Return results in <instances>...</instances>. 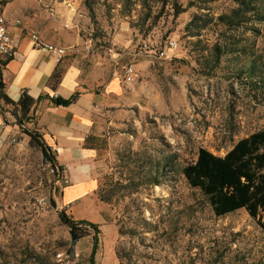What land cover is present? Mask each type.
<instances>
[{"label": "rangeland", "instance_id": "rangeland-1", "mask_svg": "<svg viewBox=\"0 0 264 264\" xmlns=\"http://www.w3.org/2000/svg\"><path fill=\"white\" fill-rule=\"evenodd\" d=\"M176 1L185 8L178 15L156 0H88L91 19L84 0H40L46 15L67 18L85 69L102 70L104 80L134 64L141 77L124 87L125 101L95 113L85 145L96 151L99 191L73 207L62 204V185L26 134L34 116L13 106L0 111L4 134L16 138L0 147V264H55L54 253L70 247L61 210L97 225L100 264H116L114 257L117 264H264V221L244 209L215 216L181 172L199 147L223 155L264 130V20L249 11L227 28L216 17L234 0ZM170 38L178 43L171 60L137 55L143 42L160 47ZM215 44L224 50L216 65ZM88 230L73 247L75 264H88Z\"/></svg>", "mask_w": 264, "mask_h": 264}, {"label": "crops", "instance_id": "crops-1", "mask_svg": "<svg viewBox=\"0 0 264 264\" xmlns=\"http://www.w3.org/2000/svg\"><path fill=\"white\" fill-rule=\"evenodd\" d=\"M1 8L8 20L15 49L9 60L0 59L4 91L14 101L22 94L34 99L29 111L34 116V129L54 151L63 175L68 177L69 184L62 186L60 196L64 206L73 207L97 187V180L93 177L96 151L85 145L88 133L95 127L92 122L95 113L125 101V88L129 85L113 74L103 80L100 79L102 70L85 69L74 52L80 40L75 32L69 34L65 28L67 18L59 19L60 16L54 13L46 15L40 10V0H7ZM58 10L56 7L55 12ZM15 19L20 23H14ZM29 30L66 47V54L57 60L48 51L34 47L28 37ZM57 66L63 68V73L59 84L52 90L47 86V80ZM75 92L78 94L76 100L67 106L55 105L49 100L55 96L68 98ZM102 257L97 262L95 253L94 263L100 264ZM114 260L117 264L115 257Z\"/></svg>", "mask_w": 264, "mask_h": 264}, {"label": "trees", "instance_id": "trees-1", "mask_svg": "<svg viewBox=\"0 0 264 264\" xmlns=\"http://www.w3.org/2000/svg\"><path fill=\"white\" fill-rule=\"evenodd\" d=\"M149 1L151 0H141L143 5H147ZM212 1L215 0H195L189 1L188 5H194L196 2L200 3L199 5H206ZM6 2L7 0H0V7L4 6ZM156 2L160 4L161 8L170 4L174 15L185 11V8L176 0L171 3L169 0H156ZM234 2L237 6L229 14L223 13L216 17L220 24L227 28L238 26L241 23L240 17H245V14L249 11L256 13L257 20H264V16L260 12V8L263 10L264 7L255 4L257 3L255 0H234ZM84 3L92 19L93 12L90 3L88 0H84ZM222 47L223 45L220 44H215L212 47L214 65L219 62L221 54L224 53ZM236 51L238 50L236 49ZM62 73V67L57 66L54 69L47 80V86L50 89L55 90ZM260 81L264 86V76ZM77 95V92H75L68 98L55 96L50 97L49 100L55 105L67 106L76 100ZM33 102L34 99L27 94H22L17 101L10 99L4 91V83L0 77V111L5 112L4 107L13 106L16 111L18 110L23 115H27ZM26 134L29 136L30 141L35 142L40 147L44 160L50 162L54 170L53 174L58 179L59 172L62 173L63 170L57 162L54 151L45 143L42 135L37 130L27 131ZM87 139L88 137L85 142ZM55 168L59 172H56ZM181 172L188 184L191 187L198 188L206 197L215 216H224L236 210L244 209L253 219L264 221V130H258L237 139L223 155H217L207 148L199 147L195 160L185 164ZM98 191L97 186L93 192L97 193ZM113 191L110 190V195ZM100 199L106 202L110 200L109 197H100ZM59 216L64 224L68 226L70 234L69 249L71 251L74 250L73 247L82 237L89 234L88 227L94 230L88 259V264H94L98 242L97 234L99 233L97 225L83 219L73 220L64 213V210L59 212Z\"/></svg>", "mask_w": 264, "mask_h": 264}, {"label": "built area", "instance_id": "built-area-1", "mask_svg": "<svg viewBox=\"0 0 264 264\" xmlns=\"http://www.w3.org/2000/svg\"><path fill=\"white\" fill-rule=\"evenodd\" d=\"M2 7V6H1ZM0 7V59L6 60L8 58L13 57L15 53L14 46L12 44L10 32L8 30V20L2 12V8ZM14 23L19 24L20 20L15 19ZM28 37L33 44L34 47L43 49L48 51L52 56H54L57 60L63 57L66 54V47L62 45H58L56 43L50 42L42 35H40L35 30L28 31ZM178 43L174 38H170L166 41L164 46L155 47L150 46L146 42H143L141 50L137 53V55H146L153 58H160L163 60H171L174 57V51L177 49ZM113 76L119 78L123 83L130 85L136 83L141 77L140 70L134 64H126L123 65L121 71H114ZM22 126V124H20ZM7 125L4 119H0V147H2L5 143H13L15 142V136L5 135V129ZM46 165L50 168L53 173L54 170L51 167L49 161L44 160ZM57 172L58 169L55 168ZM59 172V171H58ZM60 173L57 181L60 185L66 186L69 184L68 177ZM79 257V253L76 250L71 251L69 247L64 249H59L54 253V261L55 264H75V261Z\"/></svg>", "mask_w": 264, "mask_h": 264}]
</instances>
